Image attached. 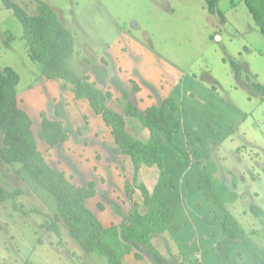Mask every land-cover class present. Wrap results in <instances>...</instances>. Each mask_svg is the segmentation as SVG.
I'll use <instances>...</instances> for the list:
<instances>
[{
	"label": "rangeland",
	"instance_id": "rangeland-1",
	"mask_svg": "<svg viewBox=\"0 0 264 264\" xmlns=\"http://www.w3.org/2000/svg\"><path fill=\"white\" fill-rule=\"evenodd\" d=\"M13 1L29 14L37 12V0ZM44 1L73 32L75 52L68 59L69 67L79 76L90 71L91 81L95 79L100 88L111 91L114 94L111 108L124 112V90L142 111L151 101L161 99L158 95L149 100L142 90L133 89V81L140 86V81L133 76H139L138 63L144 61L134 41L144 45L167 66L180 70L181 85L187 76L189 82L193 81L194 89L186 97L195 108L190 110L188 104L180 107L182 129L176 142L188 150L199 148L204 156L211 154L219 165L217 175L227 185L232 186L234 178L238 180L240 196L229 205V210L248 232L252 229L262 232L261 236L252 237L264 247V224L250 210L251 204L264 209V99L263 95L251 91L246 80L237 81L231 65L224 61L225 58L237 60L245 73L257 74L256 80L264 84V33L245 2L220 0L224 20L208 11L205 0ZM23 34L24 27L18 16L0 0V69L11 66L20 74L19 105L33 119L39 149L51 165L65 171L77 185L96 181L97 194L88 201L89 207L104 225L116 223L122 229L124 217L135 202L143 212L146 210L139 190L133 197L126 192V182L133 175L130 158L121 154L110 128L101 116L91 112L87 101L75 99L71 89L64 88L63 81L47 79L42 74L41 66L29 56ZM119 44L130 55L129 70L118 66L107 50ZM120 61L126 60L120 58ZM158 62L143 64L155 73L164 69ZM122 72H128L125 78L121 77ZM213 86L217 87L218 94L212 91ZM208 92L215 95L212 101L204 98ZM175 97L180 101L179 93ZM42 112L62 120L71 133L68 142L52 148L39 138ZM125 117L131 134L144 140L150 137L138 118ZM155 140L165 151L157 133ZM179 158L177 154L176 159ZM172 164V173L166 170L171 176L167 194L173 195L176 204L181 206V238L191 242V251L200 258V264H212L211 258L223 259V263L219 259L214 264H250V255L243 243L230 239L223 230L224 211L207 201L196 187L194 171L178 160ZM19 166L0 158V184L23 188L25 193L19 198V204L28 211L16 210L12 201L0 203V264H109L103 255L84 251L66 228L62 227V235L58 236L42 227L46 214L51 212L20 177ZM158 175L157 167L144 166L140 181L153 191ZM100 204L105 208L101 209ZM160 238L163 241L158 242L160 251L170 257L164 258L147 246H134L125 264H183L179 249L169 236ZM137 253L142 258H137Z\"/></svg>",
	"mask_w": 264,
	"mask_h": 264
},
{
	"label": "trees",
	"instance_id": "trees-1",
	"mask_svg": "<svg viewBox=\"0 0 264 264\" xmlns=\"http://www.w3.org/2000/svg\"><path fill=\"white\" fill-rule=\"evenodd\" d=\"M2 1L22 22V38L26 41L32 61L41 66L42 74L47 79L63 81L64 88H70L75 99L87 101L93 112L100 115L110 128L114 144L133 164L132 180L126 182L127 195L133 197L136 190H139L146 209L143 212L140 204L135 202L124 217L122 229L116 223L104 225L88 205V201L97 194L96 181L77 185L65 171L48 162L39 149L32 117L19 105L17 85L20 83V74L13 67L6 66L0 69V130L3 133L0 158L7 164H20L17 168L20 177L48 207L51 213L46 214L47 220L41 224L42 227L58 236L62 235V227L66 228L84 251L103 255L109 264H125V257L132 253L134 246H147L164 258L170 257L160 251V243L158 244L163 242L160 237L166 234L179 249L183 264H200V258L192 253L190 243L181 238L177 211L164 198L165 191L171 185V176L166 172L164 156L155 140L157 133L180 156L184 165L194 171L198 189L206 199L224 211L222 227L227 236L243 243L251 257L250 264H264V247L252 237L261 236L262 232L259 229L248 232L229 210V205L235 203L240 196L237 190L238 180L234 178L232 186L227 185L217 175L219 165L211 154L204 156L199 148L188 150L176 142L175 137L182 129V121L177 116V98L168 96L161 103L142 111L132 100L130 93L124 90L125 115L138 118L143 128L151 134L146 140L135 137L128 129L125 115L109 106L108 100L112 97V92L103 90L91 81L89 74L79 76L69 67L68 59L75 52L74 35L63 24L53 7L44 0H37V12L29 14L13 0ZM219 1L205 0L208 11L219 14L225 20ZM241 1L248 6L256 24L264 33V0ZM224 61L231 65L237 81L246 80L251 91L263 95L264 99V84L256 80L257 74L245 73L242 64L235 59L225 58ZM133 89L135 92L141 89L135 81ZM212 91L218 94L216 86L212 87ZM41 116L38 132L40 139L52 148L70 140L71 133L66 130L62 120L50 118L44 112ZM144 166L157 167L159 170L153 191L145 182L140 181V172ZM24 193L25 190L21 187L7 188L0 184V203L12 201L16 210L24 211V205L19 204V198ZM100 208L105 207L100 204ZM250 210L264 224V209L251 204ZM136 256L142 258L139 253Z\"/></svg>",
	"mask_w": 264,
	"mask_h": 264
},
{
	"label": "crops",
	"instance_id": "crops-1",
	"mask_svg": "<svg viewBox=\"0 0 264 264\" xmlns=\"http://www.w3.org/2000/svg\"><path fill=\"white\" fill-rule=\"evenodd\" d=\"M134 45L139 47V49L136 50V51L139 52L138 53L139 55H142L144 57V61H141L140 60L142 63L141 62L138 63V71L137 72H138L139 76H137L135 74V76H133L134 77L133 79L134 80H137L138 82L140 81L139 82L140 83V88H141L140 90H142V92L146 94V96H147V98H149V100H150V97H152V96L161 95V96H159L161 98L160 101H157V100H155V102L154 101H151L150 103H148L146 105L145 108H147V107H149V106H151L153 104H159V103H161V101L164 98L168 97V96H174V97L177 96L178 97V93H179L180 97H178V98H180V101L177 99L178 102H180L179 103V110L181 109L180 107H182L184 104H188L189 106H191L190 107V110L194 109L195 108L194 107V104L191 103L190 102V99L188 98L190 96L191 92L194 89L193 87L195 86V84H192L193 81L189 82L190 81V78L187 76L186 79L184 80L183 85H181L180 84L181 81H179L182 78L181 71L180 70L178 71L176 68L172 67L171 65L167 66L164 62H162L160 60V58L157 55H155L150 50L149 51L146 50V48L144 47V45H142V44H140V43H138L136 41H134ZM111 49H113V50H111ZM107 50L110 53L111 57H113L114 62L118 64V66H122V68H125L127 70H129L130 67H132V65L130 64V61H129L130 60L129 53L127 51L123 50L121 48V45L120 44L118 46H116L115 48H110L109 47V48H107ZM108 52H106V54ZM120 58H122L123 61H125V60L126 61L125 62H121L120 61ZM147 62H155V63L158 62V64L159 65H162L164 69H160L158 71H155V73H152L154 70H152V68L147 69L145 67V65H144ZM127 73L128 72H122V74H121L122 76L121 77H124ZM87 74H91V72L88 71ZM110 78L112 79V76H110ZM144 79H145V82H141V80H144ZM93 80H94L93 82L96 81L95 79H93ZM186 94L188 95V97H186ZM113 95L114 94L112 93V97H110L109 100H108V104L109 105H110L111 99L114 97ZM181 96L183 97V99H181ZM184 96L186 97V99H185ZM193 97H194V95H193ZM213 97H215V95H213L212 93L208 92V94H206V96L204 98L205 99H209L210 101H212L213 100ZM83 101H85V100H83ZM138 107L140 109H142L141 106H138ZM113 109H115L116 111L121 112L120 110H118V109H116L114 107H113ZM90 110H91V112H93V110L91 109V107H90ZM179 110H178V113H177V116L178 117H179V112H180ZM124 112H125V108H124ZM124 112H121V113L123 114ZM124 115H125V113H124ZM98 116H100V115H98ZM201 116H202V112H201ZM201 116H200V119L203 120ZM126 119H127V117H126ZM179 134L180 133H178L176 135L175 140L178 139V135ZM162 145L165 148V151H163L161 148H160V151H161V153H163V155L165 154L164 155V158H165L166 166H167V169L166 170L168 171V169H170V172L169 173H172L171 172V168L174 167L172 163H174L175 160H178V161L181 162V165H182L183 164V161L181 160V158L176 159V155L177 154H175L173 152V150H172L171 147H169L168 145H166L164 142L162 143ZM168 162H171V164H169ZM195 181L197 183V179H195ZM196 187H198V184H197ZM168 189L166 190V192L164 194V198H165L166 201H168V203L170 205H172L175 208V210L178 213V221L180 222L181 221L180 220V216H181L180 215V209H181V206H180V204H178V205L176 204V199L174 197H172L173 195H168L167 194ZM201 193L203 194V192H201ZM203 196H204V194H203ZM204 198L206 199L205 196H204ZM180 230L182 232V229H180ZM189 243H191V242H189ZM200 256H202V255L200 254ZM201 259H203V258H201ZM219 259L223 263V259L222 258H211V259H209V261H211L212 264H214V262H216ZM216 264H218V262Z\"/></svg>",
	"mask_w": 264,
	"mask_h": 264
}]
</instances>
